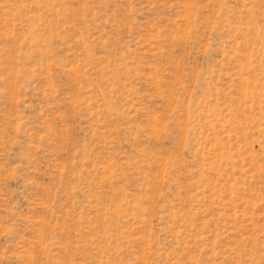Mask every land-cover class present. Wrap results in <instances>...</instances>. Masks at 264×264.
I'll return each instance as SVG.
<instances>
[{
	"label": "rangeland",
	"instance_id": "1",
	"mask_svg": "<svg viewBox=\"0 0 264 264\" xmlns=\"http://www.w3.org/2000/svg\"><path fill=\"white\" fill-rule=\"evenodd\" d=\"M0 264H264V0H0Z\"/></svg>",
	"mask_w": 264,
	"mask_h": 264
}]
</instances>
